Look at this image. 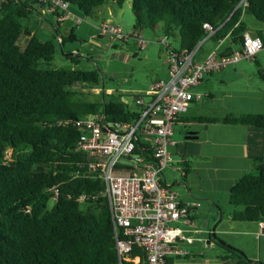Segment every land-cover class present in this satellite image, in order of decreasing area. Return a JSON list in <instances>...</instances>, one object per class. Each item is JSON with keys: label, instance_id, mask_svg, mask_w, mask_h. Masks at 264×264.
I'll use <instances>...</instances> for the list:
<instances>
[{"label": "trees", "instance_id": "16d2710c", "mask_svg": "<svg viewBox=\"0 0 264 264\" xmlns=\"http://www.w3.org/2000/svg\"><path fill=\"white\" fill-rule=\"evenodd\" d=\"M0 1V264H147L146 249L137 242L129 252L131 259H119L106 183L101 168L91 165L95 155L78 147L82 129L76 123L93 113L104 114L107 121L130 123L139 111L127 93L106 90L99 70L53 66L60 46L71 36L58 32L43 38L21 20L41 0ZM65 1L95 16L110 0ZM239 2L132 0L134 28H160L166 39L178 34L180 46L174 48L180 51L191 50L205 38L204 23L209 22L218 29L205 42L218 43L230 35L232 43L240 45L248 27L243 16L252 14L264 21V0ZM24 32L30 39L22 47L19 39ZM257 34L264 36V31ZM233 51L228 47L220 53ZM98 85L99 90L92 89ZM140 95L134 94V100ZM191 120L254 125L264 130V113L230 112ZM180 147L181 143L176 153L185 157L180 164L186 179L192 167L190 156L198 153ZM135 152L149 155L152 144L140 138ZM254 160L255 168L237 177L230 188L229 201L235 206L232 218L236 220L264 221V157ZM54 187L58 188L56 198ZM212 235L210 232L214 240ZM222 246L238 253L239 264H264L236 246L226 242ZM137 256L138 262L134 260ZM173 260L167 256L164 264H173Z\"/></svg>", "mask_w": 264, "mask_h": 264}, {"label": "built area", "instance_id": "2783aa9c", "mask_svg": "<svg viewBox=\"0 0 264 264\" xmlns=\"http://www.w3.org/2000/svg\"><path fill=\"white\" fill-rule=\"evenodd\" d=\"M41 2L45 4L44 10L53 14L54 22L72 13L68 1ZM239 3L247 4V0ZM78 23H82L81 19ZM204 27L207 30L205 38L191 50L178 51L170 46L166 37L162 38L166 43L168 76L154 81L145 95L136 98L139 116L135 121H107L100 113L88 114L76 121L82 129L78 147L95 155L96 161L91 165L101 168L106 183L105 192L121 261L131 259L129 252L135 242L146 249L147 264H164L169 253H188L179 241L193 240L190 234L194 230L191 206L164 181L165 171L172 165L170 146L174 143L172 136L176 118L195 97L201 96L193 87L207 73L244 58L252 59L264 48V36L245 30L240 48L231 54L221 55L215 48L203 59H197L200 46L218 29L209 22H205ZM97 28L100 34L112 33L122 39L133 34L138 37L142 48L147 45V40L137 32L124 33L110 20H103ZM140 138L152 144L149 155L135 152ZM54 191L56 198L58 188L54 187ZM260 224L264 226V221ZM134 260L138 262L140 257Z\"/></svg>", "mask_w": 264, "mask_h": 264}, {"label": "rangeland", "instance_id": "374dc122", "mask_svg": "<svg viewBox=\"0 0 264 264\" xmlns=\"http://www.w3.org/2000/svg\"><path fill=\"white\" fill-rule=\"evenodd\" d=\"M32 7L33 9H29L28 12V16L30 17H21L25 27H33L34 31H37L39 36L43 38L57 34L59 30L52 24L55 20L54 17L44 10L43 6L40 8L39 3L37 5L34 4ZM37 7L39 10H37ZM71 9H74L77 13V16H73V22L78 24V20L81 19L82 24L79 23L73 29L74 37L66 39L64 46H60L61 49L56 54L53 66L65 68L79 67L84 69L95 68L102 73V82L108 92L121 91L127 93L130 103L137 108L133 95L136 93L146 94L154 81L168 76L169 65L166 57H164L166 43L162 40V30L160 28L153 29L150 27L135 29L132 0H125L123 5H119L114 0H110L97 9V15L95 16L86 15L77 5H71ZM103 20L112 21L115 25L120 26L124 33L137 32L139 36L147 40V45L142 48L138 42V37L133 34L127 39L119 38L116 34L112 33L100 34L96 26H99ZM245 21L249 26L251 22H264L256 19L252 14H246ZM89 22L93 25H90ZM64 26L61 24L60 32L68 37L70 36L69 29H65ZM29 39L30 36L25 32L21 35L19 42L22 47L27 45ZM167 42L171 44V47L180 46L178 34L169 36ZM212 44L213 42L208 41L204 44L202 50H206ZM67 54L77 56L80 58L79 62L66 57ZM217 74L218 71H215L212 77H210L211 84L216 82L215 78ZM233 79L231 77L230 82L226 78L225 86L232 87ZM85 85V88L89 87L91 89L90 84ZM100 87L101 85H98L92 87V89L99 90ZM220 110L223 111V109ZM184 127L181 123L174 124V136L172 137H182ZM171 146V151L173 149V159L179 158V154L175 152L176 147ZM165 173L169 180H173L175 177L181 178L179 171L172 170L170 167L166 169ZM174 187L182 196V185L175 184ZM221 192L219 195V215L221 219L217 218V220H213L210 214L203 213V207L209 205V201L203 200L199 210L196 211L198 226L203 230H206V228H214L216 238L228 244H230L227 242L228 240L232 242L235 238L241 239V242L237 241L235 243L243 247L244 252L249 257H254V260L264 263V235L259 238L258 236L255 237V235L239 234L238 229H244L250 226L249 224L253 221L236 220L228 217L229 212L235 206L229 201V193L227 191ZM223 228L228 231L222 233L221 229ZM199 234L203 236L202 241L197 240L194 244L184 243L185 247L191 251V256L181 257L179 259L180 264H239L241 258L238 253L229 251L222 244L218 243L216 238H214V245L208 243L209 236L207 231ZM198 250L202 252L201 255L194 253L198 252Z\"/></svg>", "mask_w": 264, "mask_h": 264}, {"label": "crops", "instance_id": "0c3cea01", "mask_svg": "<svg viewBox=\"0 0 264 264\" xmlns=\"http://www.w3.org/2000/svg\"><path fill=\"white\" fill-rule=\"evenodd\" d=\"M44 5V2H39L40 8L41 6L44 7ZM37 10H39L38 7ZM71 12L70 16H66L59 22L60 24L57 29L60 32V26L63 24L65 25V29H69L70 36L74 37L73 29L78 26L79 23L76 24L73 22V16H77L76 11L71 9ZM245 16L246 14L243 16L244 19ZM57 23L58 22H52L54 26H57ZM89 24L93 25L90 22ZM250 24L249 26L247 23V30L255 34H257L259 30L264 31V22H251ZM58 38L60 39L61 35ZM208 41L212 42V40L209 39L205 43ZM228 47L235 50L239 48L240 45L232 43L230 35H227L218 43H213L206 50L201 49L197 59H203L215 48L221 52ZM215 71H218L215 78L216 82L211 84L210 77H212ZM231 77L234 78L233 86H225L226 78L231 82ZM193 90L201 96L195 97L190 106L178 114L175 124L181 123L185 126V129L182 137L173 138L174 143L171 147H176V152L178 144L181 143V151L187 149L188 152L194 153L196 151L198 154L190 156L192 167L186 179L182 178V169L179 168V166H181V160L185 158L180 153H178L179 158L172 160L170 169L179 171L181 178L175 177L173 180H169L166 173L164 174V181L170 184L174 189L175 184L182 185L183 194L181 196L178 191L179 197L182 201L191 206V212L194 216V230L191 231L190 234L193 235V240L179 241V244L185 248L190 255L191 251L185 247V242L194 244L197 240H203V236L199 233L207 231L209 236L210 232L215 231L214 228H206V230H203L198 226L196 211L199 210L203 200L209 201V205L203 207V213L210 214L213 220H217V218L221 219L219 215V195L222 193L221 191H227L230 195V188L234 180L244 175L250 168H255L256 161L254 157H264V130L262 128L245 124L205 123L191 120V118L193 116L219 117L230 112L264 113V48L252 59L244 58L237 62H232L221 69L207 73L204 78L193 87ZM220 109H223V111ZM187 131L195 132L198 137L185 138ZM232 211L229 212L228 217H232ZM249 225L250 226L244 229H238L240 232L238 233L255 235V237L258 236L259 238L264 235V226L260 224V221H253ZM195 229H198V231H195ZM227 231V229H221L222 233ZM237 241L241 242V239L235 238L232 241L233 243L229 240L227 242L244 251L243 247L235 243ZM208 243L214 245L215 240H211L209 237ZM184 255H186V253H169L167 256L174 257L173 264H180L179 259ZM251 258L253 259L254 257Z\"/></svg>", "mask_w": 264, "mask_h": 264}, {"label": "water", "instance_id": "95a60500", "mask_svg": "<svg viewBox=\"0 0 264 264\" xmlns=\"http://www.w3.org/2000/svg\"><path fill=\"white\" fill-rule=\"evenodd\" d=\"M1 2V1H0ZM166 56V53H164V57ZM124 99L126 100V101H128V99L127 98H125L124 97ZM196 137H198V135L195 133V132H193V131H187V134L185 135V138H196ZM178 144V143H177ZM213 238H216L215 237V231H213ZM216 240L220 243V244H225V242L224 241H222V240H220V239H218V238H216Z\"/></svg>", "mask_w": 264, "mask_h": 264}]
</instances>
